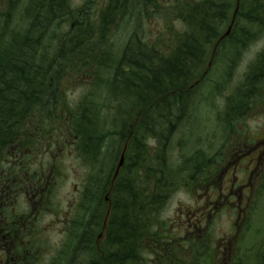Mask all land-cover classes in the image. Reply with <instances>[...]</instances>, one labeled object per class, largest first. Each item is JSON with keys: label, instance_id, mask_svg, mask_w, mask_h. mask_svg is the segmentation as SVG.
<instances>
[{"label": "trees", "instance_id": "trees-1", "mask_svg": "<svg viewBox=\"0 0 264 264\" xmlns=\"http://www.w3.org/2000/svg\"><path fill=\"white\" fill-rule=\"evenodd\" d=\"M151 19L163 23L158 33ZM263 38L264 0H0V169L9 151L30 143L36 155L42 146L67 148L86 169L65 238L45 252L49 264L202 259L208 244L174 237L161 212L176 190L203 183L220 157L200 148L176 162L171 143L197 118L209 62L230 81ZM247 67L217 114L225 128L264 97V48ZM79 80L91 86L72 104L68 88ZM237 264H264V238Z\"/></svg>", "mask_w": 264, "mask_h": 264}, {"label": "rangeland", "instance_id": "rangeland-1", "mask_svg": "<svg viewBox=\"0 0 264 264\" xmlns=\"http://www.w3.org/2000/svg\"><path fill=\"white\" fill-rule=\"evenodd\" d=\"M74 2L78 4L81 3V0H74ZM148 22L150 25H154L151 27L153 29L152 32L155 33H158L157 30L163 26L161 21L156 22L155 19H151ZM174 22L180 26L182 24L179 21ZM123 34L121 32L117 36V43L119 41L122 42ZM263 48L264 38L247 47L236 74L230 81L225 76L221 77L224 71L223 66H217L214 69L212 62H209L208 67L211 69L208 71L213 73H208V77L204 81L207 91L203 92L202 90L200 96L202 107L197 113V118L191 123L183 125L180 131L175 134L170 150L172 158L176 159V157L182 158L185 155H191L193 151L201 148L205 152L208 151L209 155L218 153V158L220 157L219 161L221 162L223 161L222 154L226 156L225 153L228 146L237 139L236 137L241 133L240 131H243L242 140L246 139L247 136L250 138L263 136L264 97L256 100V103L254 102V105L246 110L243 119L236 123L233 129L225 128L217 116L218 112L224 108L225 98L234 92V87L240 82L242 75L248 68L249 62L254 61ZM262 80L260 93L264 96V77ZM88 86H91V83L83 80H79L76 84L70 86L68 88L70 103L75 104L76 101L82 98ZM218 86L222 87L221 91L217 90ZM52 138L54 137L52 136ZM247 140L253 141V139ZM48 149L51 152L45 153V147L40 149L35 159L34 169L36 172H39L42 167L51 170L50 173H47L49 177H51L53 169L54 172L59 170L58 174L52 176V180H56L58 183L52 199L56 203V213L50 215L52 221H57L51 228L49 235L50 245L55 250L65 238L67 218L72 215L73 207L85 183L84 174L86 169L76 158V155L67 148L58 147L53 150L50 147ZM261 186L249 203L250 208L252 207L253 210L252 208L251 211L248 209V214H244L240 221L236 219L234 211L223 208L220 203L218 204V208H215L217 214L214 213L211 221H208L207 230L201 229L199 231L203 237H206L205 242H208L207 244L211 243V250L208 249L197 264H212L216 248L221 249L223 252L228 248H232L235 251L237 245L239 246L241 242L239 238L243 236H246L243 241H246L249 246L259 243L264 236V184ZM208 201L209 196L200 190L195 183L187 188H179L172 194L162 210L161 216L171 226L174 237H181L186 240V236L190 235L192 225L200 219L199 213L205 209ZM238 232H240V236H237ZM234 241L235 243H233ZM246 242H244V245ZM196 262L197 257L193 256L191 264H196Z\"/></svg>", "mask_w": 264, "mask_h": 264}, {"label": "flooded vegetation", "instance_id": "flooded-vegetation-1", "mask_svg": "<svg viewBox=\"0 0 264 264\" xmlns=\"http://www.w3.org/2000/svg\"><path fill=\"white\" fill-rule=\"evenodd\" d=\"M240 132L228 146L226 156L222 154L223 161L217 164L219 173L215 184L218 188L212 177L207 182L209 211L218 208L217 201L223 197L225 189L220 205L234 210L238 221L248 214L249 203L264 182V134L242 140L243 131ZM34 146L32 143L17 145L14 152H8L10 161L0 169V264H49L45 257L47 240L57 223L50 218L56 213L51 199L58 183H54L52 176L59 170H53L51 177L47 174L51 170L44 167L36 172ZM48 152L51 151L45 149V153ZM26 153L29 165L24 159ZM207 213L208 210L192 225L195 230L202 229L206 217L210 219ZM207 225L204 222L203 229ZM223 254L227 256L219 264L235 263L233 252Z\"/></svg>", "mask_w": 264, "mask_h": 264}, {"label": "water", "instance_id": "water-1", "mask_svg": "<svg viewBox=\"0 0 264 264\" xmlns=\"http://www.w3.org/2000/svg\"><path fill=\"white\" fill-rule=\"evenodd\" d=\"M229 31H230V30H229ZM229 31H228L227 33H229ZM123 163H124V155H123L122 158H121V161H120L119 166H118V168H117V172H116L115 177L118 175L119 170H120L121 166L123 165Z\"/></svg>", "mask_w": 264, "mask_h": 264}]
</instances>
